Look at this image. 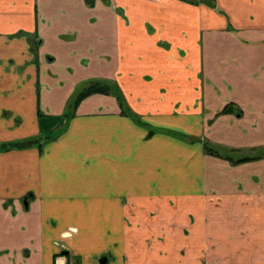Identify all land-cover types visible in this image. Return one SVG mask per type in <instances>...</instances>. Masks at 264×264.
I'll list each match as a JSON object with an SVG mask.
<instances>
[{
  "label": "crops",
  "instance_id": "0c3cea01",
  "mask_svg": "<svg viewBox=\"0 0 264 264\" xmlns=\"http://www.w3.org/2000/svg\"><path fill=\"white\" fill-rule=\"evenodd\" d=\"M30 138L0 264H264V0H0V144Z\"/></svg>",
  "mask_w": 264,
  "mask_h": 264
},
{
  "label": "trees",
  "instance_id": "16d2710c",
  "mask_svg": "<svg viewBox=\"0 0 264 264\" xmlns=\"http://www.w3.org/2000/svg\"><path fill=\"white\" fill-rule=\"evenodd\" d=\"M114 90L113 83L108 81H95L90 82L86 86L81 87L78 92L71 97L68 106L74 108L76 104L84 97L93 94V93H111ZM116 91H114L115 93ZM117 97H120V95L117 92ZM38 140L36 139H23L20 141H13V142H7V143H1L0 144V150H9L13 148H25L29 147L35 143H37Z\"/></svg>",
  "mask_w": 264,
  "mask_h": 264
},
{
  "label": "built area",
  "instance_id": "2783aa9c",
  "mask_svg": "<svg viewBox=\"0 0 264 264\" xmlns=\"http://www.w3.org/2000/svg\"><path fill=\"white\" fill-rule=\"evenodd\" d=\"M74 231H75L74 228H70L69 230L65 231V233L63 235L64 236H70V235H72V233H74ZM54 264H65V258L61 257V256L56 257L54 260ZM69 264H76V263L71 259Z\"/></svg>",
  "mask_w": 264,
  "mask_h": 264
},
{
  "label": "flooded vegetation",
  "instance_id": "af4514ba",
  "mask_svg": "<svg viewBox=\"0 0 264 264\" xmlns=\"http://www.w3.org/2000/svg\"><path fill=\"white\" fill-rule=\"evenodd\" d=\"M59 256H61V257H64L65 258V264H69V262H70V260L72 259L75 263H76V261L74 260V258L71 256V258H69V257H67V253L65 254H59V255H57L56 257H59ZM55 257V258H56ZM55 260V259H54ZM67 262V263H66ZM77 264V263H76Z\"/></svg>",
  "mask_w": 264,
  "mask_h": 264
},
{
  "label": "rangeland",
  "instance_id": "374dc122",
  "mask_svg": "<svg viewBox=\"0 0 264 264\" xmlns=\"http://www.w3.org/2000/svg\"><path fill=\"white\" fill-rule=\"evenodd\" d=\"M64 233H65V232H64ZM64 233H63V234H64ZM63 234H62V237H68V236H64Z\"/></svg>",
  "mask_w": 264,
  "mask_h": 264
}]
</instances>
